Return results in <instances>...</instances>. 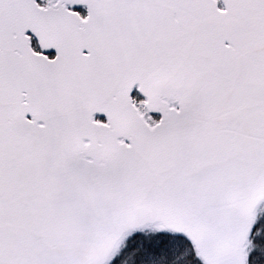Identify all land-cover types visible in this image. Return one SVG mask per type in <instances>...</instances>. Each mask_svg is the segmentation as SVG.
I'll return each instance as SVG.
<instances>
[{
	"label": "snow or ice",
	"instance_id": "6c2138e0",
	"mask_svg": "<svg viewBox=\"0 0 264 264\" xmlns=\"http://www.w3.org/2000/svg\"><path fill=\"white\" fill-rule=\"evenodd\" d=\"M0 264H264V0H0Z\"/></svg>",
	"mask_w": 264,
	"mask_h": 264
}]
</instances>
